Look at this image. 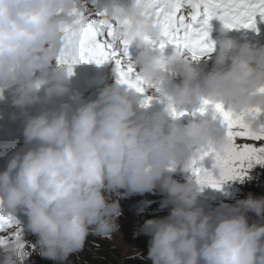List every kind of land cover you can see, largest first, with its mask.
Segmentation results:
<instances>
[{"label": "clouds", "instance_id": "9594fccd", "mask_svg": "<svg viewBox=\"0 0 264 264\" xmlns=\"http://www.w3.org/2000/svg\"><path fill=\"white\" fill-rule=\"evenodd\" d=\"M73 11L86 13L85 0H0V101L11 92L12 119H20L22 135L0 171V210L26 217L23 227L36 237L0 244V264H24L33 254L69 264L89 236L110 239L118 232L120 200L157 186L164 196L159 208L168 214L140 226L149 238L140 258L264 264V196L249 193L205 211L198 199L207 186L192 175L181 183L166 174L190 173L202 154L230 147L215 112L181 123L171 109L187 111L208 100L242 115L252 131L262 130L264 45L238 42L222 26L212 51L199 60L175 49L161 52L149 43L160 38L154 18L136 0L114 5L106 19L127 49H138L129 62L151 102L142 106L141 96L116 78L85 100L57 62ZM209 61L210 68L201 67ZM153 103L160 108L150 112ZM208 172L219 175L214 166Z\"/></svg>", "mask_w": 264, "mask_h": 264}, {"label": "snow or ice", "instance_id": "6c2138e0", "mask_svg": "<svg viewBox=\"0 0 264 264\" xmlns=\"http://www.w3.org/2000/svg\"><path fill=\"white\" fill-rule=\"evenodd\" d=\"M143 14L154 18L160 31L158 41H149L153 49L161 52L175 49L199 60L213 49L209 38L210 21L217 20L224 29L255 30L256 18L264 21V0H136ZM188 9L185 14V10ZM72 23L63 28V46L58 63L62 64L69 76L73 68L83 63H105L113 65L117 83L127 86L143 97L142 106L147 107L151 97L145 95L147 89L136 75L127 53V41L117 37L112 24L97 23L90 20L84 11H73ZM260 91L264 92V89ZM212 111L218 114L226 126V136L230 147L224 153L210 150L194 160L189 172L197 181L207 187L219 190L227 181L243 179L245 170L254 164L264 166V145L255 143L237 144V140L259 142L264 140V126L257 133L244 122L242 115H236L225 109L222 104H212L202 100L191 115H205ZM260 110H257L259 113ZM173 118L189 115L187 111L171 109ZM264 118V115H262ZM209 159L212 166L219 169V175L209 174L203 162ZM0 244L12 239H22L21 229L16 219L0 210Z\"/></svg>", "mask_w": 264, "mask_h": 264}, {"label": "rangeland", "instance_id": "374dc122", "mask_svg": "<svg viewBox=\"0 0 264 264\" xmlns=\"http://www.w3.org/2000/svg\"><path fill=\"white\" fill-rule=\"evenodd\" d=\"M239 143H255L256 146L259 147L260 145H264V140L253 142L238 139L237 144ZM212 163L213 161L209 159H206L203 162L206 169H210ZM263 173L264 166L254 164L251 168L245 170L243 179L227 181L221 185L219 190L205 187L203 195L198 199V204L201 205L205 211H209L217 208L221 202L229 205L234 204L241 194L247 196L251 193L255 197H260L259 194L255 192V186L264 183L262 180ZM166 174L171 175L173 179L181 183L185 182L189 177L187 173L171 172ZM163 198L164 196L161 193L159 186H157V188L151 193H145L142 196L133 195L120 200L122 214L117 221L120 227L118 232L113 233L112 237L107 240H109L112 246L119 251L122 257L138 252V249L141 246V234H139L140 222L146 213L157 212L164 216L168 214V209L160 210L159 208L160 202ZM5 235L6 233L0 232V237ZM21 236L22 240L26 243H34L36 240V237L28 232L23 226L21 227ZM37 259L38 255L33 254L28 257L24 264H37Z\"/></svg>", "mask_w": 264, "mask_h": 264}, {"label": "trees", "instance_id": "16d2710c", "mask_svg": "<svg viewBox=\"0 0 264 264\" xmlns=\"http://www.w3.org/2000/svg\"><path fill=\"white\" fill-rule=\"evenodd\" d=\"M262 180L264 181V173ZM255 192L258 193L259 196L261 195L264 196V183L260 185H256ZM244 198H246V196L244 194H241L240 197L237 199H244ZM249 215L252 219H255L254 215L252 214ZM160 217H164V215H161V213H157V212L155 213L148 212L141 220L140 226L147 219L160 218ZM148 239L149 238L147 236L144 235L140 236L141 246L138 249V252L141 254V257L147 255ZM138 252L134 254L125 255L122 257L119 251L112 246L109 240L101 239L95 236L94 237L89 236L88 239L86 240L84 249L81 252L72 255L69 258V264H151L150 261L140 258L137 255ZM37 264H56V262L43 259L38 255Z\"/></svg>", "mask_w": 264, "mask_h": 264}, {"label": "bare ground", "instance_id": "6f19581e", "mask_svg": "<svg viewBox=\"0 0 264 264\" xmlns=\"http://www.w3.org/2000/svg\"><path fill=\"white\" fill-rule=\"evenodd\" d=\"M215 198V197H214Z\"/></svg>", "mask_w": 264, "mask_h": 264}]
</instances>
